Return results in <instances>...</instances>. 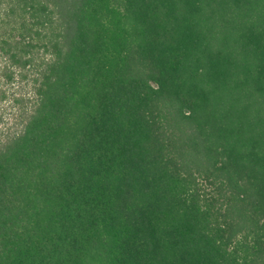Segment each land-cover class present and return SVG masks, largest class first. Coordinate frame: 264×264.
<instances>
[{"label":"trees","instance_id":"obj_1","mask_svg":"<svg viewBox=\"0 0 264 264\" xmlns=\"http://www.w3.org/2000/svg\"><path fill=\"white\" fill-rule=\"evenodd\" d=\"M0 264H264V0H0Z\"/></svg>","mask_w":264,"mask_h":264}]
</instances>
